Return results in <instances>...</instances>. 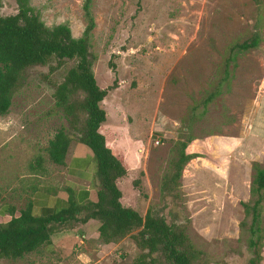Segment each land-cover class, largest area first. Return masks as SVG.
Listing matches in <instances>:
<instances>
[{
    "label": "rangeland",
    "instance_id": "rangeland-1",
    "mask_svg": "<svg viewBox=\"0 0 264 264\" xmlns=\"http://www.w3.org/2000/svg\"><path fill=\"white\" fill-rule=\"evenodd\" d=\"M28 3L45 26L63 23L73 37L80 36L82 0ZM255 9L252 0H91L90 5L91 70L100 88L110 87L101 101L107 115L101 131L126 166L118 181L121 203L181 225L205 264H246L250 255L249 217L240 202L251 199L252 163H264V0L258 21ZM16 11L15 0H0V15ZM254 26L257 46L235 55L219 94L201 111L199 102L224 75L229 45L246 39ZM71 64L27 69L9 110L0 115V220L8 206L18 210L31 201L41 213V206L60 207L68 188L96 187L94 162L52 96ZM59 128L72 137L62 165L46 152ZM186 129L193 137L187 151L197 155L183 166L172 203L160 193V183ZM260 215L264 225V207ZM138 254L127 236L103 244L86 233L64 232L52 247L0 258V264H132ZM260 254L264 264V239Z\"/></svg>",
    "mask_w": 264,
    "mask_h": 264
},
{
    "label": "trees",
    "instance_id": "trees-1",
    "mask_svg": "<svg viewBox=\"0 0 264 264\" xmlns=\"http://www.w3.org/2000/svg\"><path fill=\"white\" fill-rule=\"evenodd\" d=\"M252 1L258 21L261 0ZM15 2L16 13L0 15V115L9 110L27 69L45 65L56 69L66 60L72 61L62 80L54 85L52 96L55 107L68 118L76 142L92 157L96 187L91 198L81 200H77L74 191L68 188L64 204L47 212L37 213L31 201L18 210L8 206L6 216L0 220V258H21L40 246L52 247L61 233L80 232L103 244L129 237L139 250L132 264H205V259L193 248L181 225L168 223L149 209L141 215L120 201L122 194L118 181L125 175L126 166L121 155L106 144L101 131L106 119L101 101L110 87L100 88L91 70L89 42L94 25L91 0H82L85 25L78 37L71 35L66 24L45 26L28 0ZM259 41V32L254 26L246 39L229 45L223 60L224 75L199 102L201 111L219 94L218 87L228 78L226 69L235 55L255 48ZM196 108L193 106L192 111ZM192 139L186 129L184 139L175 141L174 158L161 179L160 193L172 203L178 197V180L183 166L197 155L187 151V144ZM71 141L69 133L61 128L56 130L47 142L48 159L58 165L64 164ZM40 163L41 159L36 158L35 165L40 166ZM252 170L251 199L240 204L244 215L249 217L248 224H245L248 233L246 247L250 252L246 264H260L264 239V225L260 223V209L264 207V163L253 162ZM132 185L136 187L138 181L133 179Z\"/></svg>",
    "mask_w": 264,
    "mask_h": 264
},
{
    "label": "crops",
    "instance_id": "crops-1",
    "mask_svg": "<svg viewBox=\"0 0 264 264\" xmlns=\"http://www.w3.org/2000/svg\"><path fill=\"white\" fill-rule=\"evenodd\" d=\"M106 117H107V115H106ZM80 145V144H79ZM82 146V145H81ZM82 147H84V146H82ZM85 148V147H84ZM86 149V148H85ZM87 150V149H86ZM89 153V152H88ZM91 156V155H90ZM92 158V157H91ZM92 172H93V170H92ZM86 175V174H85ZM85 178V177H84ZM94 186H89V187H82V188H80V189H78V190H73L72 188H71V190H73L74 191V195H75V197H76V199L77 200H81L82 198H91L92 196H93V193H94ZM80 190V191H79ZM78 191V192H77ZM66 197H67V192H66V196H65V199H66ZM64 199V200H65ZM121 201V200H120ZM64 204V202L61 204V206ZM34 206V205H33ZM60 206V207H61ZM35 207V206H34ZM59 208V207H58ZM52 209H54V208H46L45 206H41L40 207V210H42V212H47V211H50V210H52Z\"/></svg>",
    "mask_w": 264,
    "mask_h": 264
},
{
    "label": "built area",
    "instance_id": "built-area-1",
    "mask_svg": "<svg viewBox=\"0 0 264 264\" xmlns=\"http://www.w3.org/2000/svg\"><path fill=\"white\" fill-rule=\"evenodd\" d=\"M158 138H157V136H155L154 138H153V143L156 145L157 143H158Z\"/></svg>",
    "mask_w": 264,
    "mask_h": 264
}]
</instances>
